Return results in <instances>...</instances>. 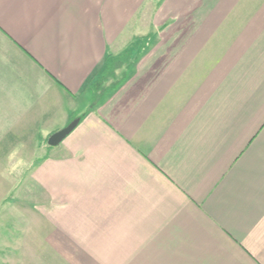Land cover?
<instances>
[{
  "label": "crops",
  "instance_id": "obj_1",
  "mask_svg": "<svg viewBox=\"0 0 264 264\" xmlns=\"http://www.w3.org/2000/svg\"><path fill=\"white\" fill-rule=\"evenodd\" d=\"M0 264H264V0H0Z\"/></svg>",
  "mask_w": 264,
  "mask_h": 264
},
{
  "label": "water",
  "instance_id": "obj_2",
  "mask_svg": "<svg viewBox=\"0 0 264 264\" xmlns=\"http://www.w3.org/2000/svg\"><path fill=\"white\" fill-rule=\"evenodd\" d=\"M78 123L79 120H75L66 129L51 136L48 142L49 145L52 147L58 146L66 138V136L70 134L73 131V129H75Z\"/></svg>",
  "mask_w": 264,
  "mask_h": 264
},
{
  "label": "trees",
  "instance_id": "obj_3",
  "mask_svg": "<svg viewBox=\"0 0 264 264\" xmlns=\"http://www.w3.org/2000/svg\"><path fill=\"white\" fill-rule=\"evenodd\" d=\"M126 59V61H127V58H125ZM125 60H121V63H120V61H116V63H115V61H112V59H111V61H109V63H108V67H109V69H108V74L107 75H112L113 74V71L119 66V65H121V64H123V62H126ZM105 78V77H104ZM99 82H101V80L99 81ZM99 82H97V84H95V86H94V88H92L93 89V92H97L98 91V88H99V86H100V84L101 83H99ZM116 86H117V84H116ZM115 86V87H116ZM115 87H110L106 92L107 93H105V95H107V94H109V93H111L114 89H115ZM102 91V90H101Z\"/></svg>",
  "mask_w": 264,
  "mask_h": 264
},
{
  "label": "rangeland",
  "instance_id": "obj_4",
  "mask_svg": "<svg viewBox=\"0 0 264 264\" xmlns=\"http://www.w3.org/2000/svg\"><path fill=\"white\" fill-rule=\"evenodd\" d=\"M125 58H127V59H128V57H126V55H123V57H122V59H121V60H122V61H123V60H125V61H126V59H125ZM35 240H36V239H35ZM13 253H15V252H13ZM15 255H16V253H15ZM18 255H19V254H17L15 257H16V258H18ZM14 259H15V258L13 257V258H12V263H13V262H15V260H14Z\"/></svg>",
  "mask_w": 264,
  "mask_h": 264
}]
</instances>
